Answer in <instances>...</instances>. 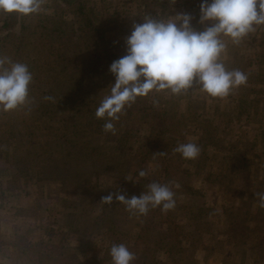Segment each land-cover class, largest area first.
Returning <instances> with one entry per match:
<instances>
[{
  "label": "rangeland",
  "instance_id": "374dc122",
  "mask_svg": "<svg viewBox=\"0 0 264 264\" xmlns=\"http://www.w3.org/2000/svg\"><path fill=\"white\" fill-rule=\"evenodd\" d=\"M180 4L177 0L85 2L92 25L104 41L113 42H126L133 25L143 23L146 16L165 21L175 19L182 13ZM29 15L25 16L28 27H51L53 22L42 19L61 15L66 43L71 49L66 55L78 56L77 60L68 61L78 64L67 69V74L78 73L81 66L89 67V59L96 58L97 51L102 49L103 41L93 36L77 5L63 0H42L39 11ZM263 31L264 25L257 26L239 44L221 37L226 48L220 61L228 70H241L239 66L251 58L256 64L264 60L261 58L264 57ZM8 33L3 32L0 41ZM10 35L20 36V29ZM11 36L4 44L0 42V57L13 56L9 47L13 43L18 45V40ZM41 36L50 42L59 39V35L48 31ZM39 41L45 46L38 55L45 60L52 52V45ZM59 43L54 44L57 47ZM58 54L60 51L52 58ZM259 68L263 72L258 82L262 83L250 87L253 91L244 88L248 97L237 88L227 97H211L195 87L185 94L153 91L146 97L159 116L165 114L168 120L169 130L160 140L167 151L166 161L171 163L168 170L166 162L153 161L154 155L150 160H142L141 150L150 137L153 139L154 127L152 115L144 113L142 108L126 115L124 120L113 121L115 135L104 132L103 126H97L94 134L84 127L91 121L90 116L75 110L51 113L52 116L28 113L30 110L24 107L0 111V264H112L108 250L119 238L113 237L106 224L115 218L118 228L125 232L142 217L129 218L130 213L114 217L117 208L96 203L94 199L117 190L126 196L130 192H142L147 184L153 181L164 184L166 178L180 185L173 188L176 207L170 212L184 230L176 233L175 239L165 213H158L151 220L148 232L137 241L142 225L135 223L129 241L139 256L144 255L145 264H264V245L257 247L262 240L257 235L264 236V208L259 207L254 195L264 192V81H260L264 79V65ZM244 97L250 114L242 116L240 100ZM79 123L83 126L75 134L72 126ZM205 129L208 134L221 137V143L207 145L211 139L206 136L204 145L207 144L199 145V135ZM79 142H93L91 145L98 146L101 155L84 163L72 148ZM188 142L201 148L196 159L186 160L173 151L179 144ZM232 157L246 164L229 167L228 160ZM136 158L140 159L139 164L134 162ZM59 162L62 166L57 168ZM140 170L148 175L140 178ZM128 177L134 181H128ZM236 220L245 224L252 234L246 243L228 235ZM169 246L179 252L169 254Z\"/></svg>",
  "mask_w": 264,
  "mask_h": 264
},
{
  "label": "clouds",
  "instance_id": "9594fccd",
  "mask_svg": "<svg viewBox=\"0 0 264 264\" xmlns=\"http://www.w3.org/2000/svg\"><path fill=\"white\" fill-rule=\"evenodd\" d=\"M41 3L42 0H0V11L27 15L39 11ZM192 20L191 14L181 13L166 21L146 16L143 23L133 25L131 34L126 37V55L113 61L109 68L115 81L107 88V94L95 111L97 119L105 120L104 132L115 135L113 121H119L126 107L153 91L180 95L195 87L211 97L223 98L232 89L247 83L244 72L228 70L220 61L226 48L221 37L239 44L257 26L264 25V0H202L199 23L208 26L197 30ZM33 79L27 64L0 57V111H12L30 103ZM44 99L54 101L51 96ZM173 151L191 160L200 155L201 148L188 142L179 144ZM147 175V171H139L140 178ZM126 179L134 181L131 177ZM145 187L139 196L128 197L120 190L111 192L101 197L100 203L121 202L126 211L135 216L147 215L150 209L158 207L165 214L175 209L173 188L180 187L178 182L153 181ZM254 195L259 207L264 208V192ZM109 255L112 264H132L136 260L135 253L122 243L113 244Z\"/></svg>",
  "mask_w": 264,
  "mask_h": 264
},
{
  "label": "trees",
  "instance_id": "16d2710c",
  "mask_svg": "<svg viewBox=\"0 0 264 264\" xmlns=\"http://www.w3.org/2000/svg\"><path fill=\"white\" fill-rule=\"evenodd\" d=\"M63 1L66 2V4L77 5V9L79 10L82 20L85 21L86 24L88 23L89 30L93 32V36L97 39V41L100 42L103 41V43L100 45L102 49L99 50V52L97 51L96 58L89 59V63H90L89 67L81 66L79 68L80 73L71 72L67 74L66 73L67 69H71L78 64V62H72L74 64H70L68 61L70 60V58L77 60L78 56L70 57L69 54L70 58H68L66 55V51L70 52L71 49L68 47V44L66 43L67 40L66 33L62 29L63 23H62L61 15L47 16L44 19H42V22L45 21L53 22L54 25L53 26L51 25L52 28L50 26L41 27L40 25L28 27L25 22L26 15L20 14L18 12L7 13L0 11V35L3 32L6 31L9 32L4 38V40L0 42L4 44V41L6 39L10 40V36H11L10 33L13 32V30L20 29L21 32L20 36L19 35H16V37L11 36L12 38L18 40V45H16L15 43L12 44L11 42L12 45L9 47V50H11L10 54H12L13 56H11L10 59L13 62H20L27 64L29 70L32 72L34 77L33 81L30 84V95H29L30 103L21 106L17 109L20 108L23 109L24 107L25 110H30V111H26L28 113H35L41 115L46 113L50 116H52L51 113L64 111V110H75L77 112L87 113L90 116L91 121L87 122L86 125L84 124V127H86V129L91 130L94 134H97L98 131L97 126L100 127L103 126L105 120L97 119L95 116V111L100 101L104 97V95L107 94L108 91L107 88L115 81V78L110 73L109 68L113 61L126 55V49L124 47L126 42L124 41L113 42L110 40L104 41L103 36L100 35V32L97 30V28H95V26L92 25V20L89 18V13L87 12V8L85 6L86 0H63ZM172 1H176V0H172ZM177 1L181 3L179 7L181 8L182 13H189L193 16L192 26L197 30H203L204 26L199 23L200 4L202 3V0H177ZM29 16H31V14ZM39 29L42 30L40 31ZM44 31H48V33L50 34L59 35L58 41L50 42L44 40L43 36H41V33L43 34ZM40 39H42L46 45H50V46L52 45L51 47L52 52H50L49 56L45 60H41L38 55V51L45 46L41 41H39ZM56 42H60L57 45V47L56 44H54ZM263 44H264V38H263ZM59 51L60 54H58V57L52 58V56L56 55ZM261 58H264L263 55H261ZM261 65H264V60L261 59L256 64L253 62L251 58V60L248 63H246L244 66H239L241 71L244 72L248 77L247 83L237 88L240 94H243L244 92L246 94V90H243L244 88L253 91V89L257 87L258 83H262V82H258L263 72V70L259 68V66ZM7 66L8 65H5V67ZM57 69H59L60 71L58 73H54V71H56ZM60 75H64L63 79L60 78ZM73 78H76L77 80ZM260 81H264V79ZM250 87H254V88H250ZM46 96L53 97L54 101L45 100L44 97ZM245 97H248V95L246 94ZM245 97L241 98L240 100V109L242 116L245 114H250V109H247L245 107L247 103ZM150 104L151 102L149 103L146 97L138 98L137 101L131 105V107L125 108L124 113L120 115V120H124L123 117H125L126 115H133L134 113H136L135 111H137V109L139 108H142L140 110H142L144 113L149 112L150 113L149 115L150 116L152 115L151 119L154 122V127L151 136H153V139L151 140V137L150 139H148V143L141 150L140 155L141 157H143L142 160H150L151 159L150 157L153 158L154 153L164 152L165 153L164 155H156L154 157L156 158V160L153 161H160L162 163L166 162L167 164L166 170H168V168L171 166V163L169 161H166L167 157L165 155L167 151L166 148L163 147L160 142V140L166 136V133L169 130L167 126L168 120L165 114H160L159 116V113L156 112L153 106H151ZM228 122L229 123L231 122V118L228 120ZM96 123H98V125ZM79 126H83V124L79 123L78 126L77 125L72 126V129H76L74 131L75 134L80 133V129H78ZM198 128L200 129L202 128V126H199ZM220 134L221 133L219 132V136ZM206 136L211 140L207 142L208 144L205 143V145L207 144V145L215 146L221 143L222 140L221 137L217 138L216 133L208 134V129H205L204 134H202L201 136L199 135V137H201V141L199 145L201 144L204 145V142L207 139ZM67 143L69 144L72 143L75 145L77 142H67ZM91 144H93V142H79L78 146L72 147L74 150H76V155L78 156L81 155L82 161L84 163L90 162L96 155H101V153H99V147L93 146ZM81 145H84L85 148H82ZM161 158L163 160H161ZM234 158L235 157H232L228 160L229 167H238L246 164L245 162L237 161ZM137 159L138 158H136L134 162L139 164L140 159L138 160ZM77 161H80L79 158H77ZM60 166H62V162H59L57 168H60ZM168 181L171 180L166 178V182ZM142 192H138V191H134L133 193L130 192L129 194H127V196L128 197H131L132 195L139 196ZM100 200L101 198L96 197L94 199V202L97 203L100 202ZM111 206L117 208V211L114 213L115 214L114 217L116 215L123 217L124 214L129 213L128 211H126L125 205L121 202L114 200ZM158 213L159 214L163 213L159 207L155 209H150L147 215H140L142 218L139 222L138 220L132 222L133 224H131L129 230L125 232L121 228H118L119 226L115 218L109 221L107 224L104 220H101L102 222H104V224L109 225L107 229L111 230L113 237L119 238L115 243L113 242L111 243L109 250L113 244H121V243L125 244L129 248V250L135 253L136 255V260L133 261L132 264H145L146 261L144 260L145 259L144 255L139 256L137 254L135 245H131V242L129 240L131 238V233L134 231L133 228L136 225L135 223H140L142 225L141 230L136 236L138 241L143 237L145 232H148V230L150 229L149 224L152 223L151 220L154 217H156ZM165 215L167 217L166 221L172 225V229L175 232L174 238L176 239V233H178L180 230L183 231L184 229L180 224H178V222L175 221V218L172 216L170 211H168ZM127 216L129 218L135 217V215H132L131 213L128 214ZM235 227L240 230L236 232ZM228 235L229 236L231 235L234 238V240H242V243H246V239L250 240L252 236V234L248 232V230H246V225L238 220H236L233 223L232 229L228 232ZM257 236H260L262 239L257 247H261V245H264V236L262 235H257ZM175 250L179 252V250H177L174 246H169L167 249L168 253L171 255H174L173 252Z\"/></svg>",
  "mask_w": 264,
  "mask_h": 264
}]
</instances>
